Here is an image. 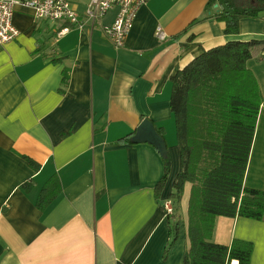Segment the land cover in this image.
Here are the masks:
<instances>
[{
  "label": "crops",
  "instance_id": "obj_1",
  "mask_svg": "<svg viewBox=\"0 0 264 264\" xmlns=\"http://www.w3.org/2000/svg\"><path fill=\"white\" fill-rule=\"evenodd\" d=\"M208 2L150 0L119 49L103 32L117 9L91 25L85 9L73 3L81 28L16 7L20 34L0 46V264H184L187 188L185 222L181 203L175 211L179 238L164 258L172 230L163 201L181 168L171 77L203 50L233 40L264 41V11L243 18L239 33L227 34ZM248 65L264 95V48ZM144 118L165 129L172 158L159 196V150L125 138ZM53 177L61 193L41 210L39 194ZM28 181L31 190L22 187ZM245 184L264 189V106ZM236 238L253 243L250 264H264V218L218 216L213 241L228 245Z\"/></svg>",
  "mask_w": 264,
  "mask_h": 264
},
{
  "label": "trees",
  "instance_id": "obj_2",
  "mask_svg": "<svg viewBox=\"0 0 264 264\" xmlns=\"http://www.w3.org/2000/svg\"><path fill=\"white\" fill-rule=\"evenodd\" d=\"M208 10L211 16L226 23L227 34H237L243 18L257 17L264 11V0H209ZM263 48L264 41L233 40L203 50L171 77V110L181 165L169 195L176 212L185 186L191 184L187 210L190 246L184 264L251 262L252 242L236 238L231 244H221L213 241V234L218 216L264 218V189L245 184L258 117L264 106L262 89L248 62L256 50ZM68 79L66 72L63 87ZM156 131L168 146L165 129L157 127ZM142 135L138 127L125 138L151 142L145 133ZM161 157L164 175L156 187L158 196L166 186L172 167L169 152ZM28 161L38 168L37 163ZM22 187L31 190L33 184L28 181ZM60 193L58 178L49 179L39 194L37 206L47 209ZM173 218H177L175 212L168 216L172 235L164 258L179 238V222H173Z\"/></svg>",
  "mask_w": 264,
  "mask_h": 264
},
{
  "label": "built area",
  "instance_id": "obj_3",
  "mask_svg": "<svg viewBox=\"0 0 264 264\" xmlns=\"http://www.w3.org/2000/svg\"><path fill=\"white\" fill-rule=\"evenodd\" d=\"M150 0H89L85 9L86 21L91 25L105 17L110 11L117 9L118 13L111 24L103 26L104 34L109 37L117 49L123 47L131 31L134 20L141 6ZM18 5L30 8L37 19L66 21L68 25L83 27L84 21L71 0H0V46L16 39L20 34L14 25L13 17ZM69 27H64V33ZM164 31L157 29L159 38L164 39ZM165 214H174L175 208L171 198L163 201Z\"/></svg>",
  "mask_w": 264,
  "mask_h": 264
},
{
  "label": "water",
  "instance_id": "obj_4",
  "mask_svg": "<svg viewBox=\"0 0 264 264\" xmlns=\"http://www.w3.org/2000/svg\"><path fill=\"white\" fill-rule=\"evenodd\" d=\"M140 132H142V134H143L142 136H144V133L147 135L148 140L151 141L152 143H154L155 147H157V149L159 150V152L161 154H166L167 152H169L166 142L157 133L156 128L150 119L145 118L141 122V124L139 126V133Z\"/></svg>",
  "mask_w": 264,
  "mask_h": 264
},
{
  "label": "rangeland",
  "instance_id": "obj_5",
  "mask_svg": "<svg viewBox=\"0 0 264 264\" xmlns=\"http://www.w3.org/2000/svg\"><path fill=\"white\" fill-rule=\"evenodd\" d=\"M89 0H71V2L72 3H74V4H78L79 6H81L82 8H84V9H86V5H87V2H88ZM73 4V5H74ZM175 138H176V142L178 143V139H177V135H176V131H175ZM172 159V158H171ZM186 188L188 189V193H187V195L189 194V192H190V189H189V183L185 186V190H184V194H185V191H186ZM169 197V196H168ZM184 197V196H183ZM186 200H187V198H186V196L184 197V199H182V201H181V203L183 204L182 206H183V211H181V215H182V219L184 220V222H185V217H186V211H185V205H186ZM179 221L180 220V217H177V218H173V222H176V221ZM173 226H174V224H173ZM183 228V229H182ZM181 229L184 231L185 230V225L183 224V226H181ZM176 236V232H175V230L173 231V238Z\"/></svg>",
  "mask_w": 264,
  "mask_h": 264
},
{
  "label": "bare ground",
  "instance_id": "obj_6",
  "mask_svg": "<svg viewBox=\"0 0 264 264\" xmlns=\"http://www.w3.org/2000/svg\"><path fill=\"white\" fill-rule=\"evenodd\" d=\"M237 263H238V261H237V260H235V261H234V264H237Z\"/></svg>",
  "mask_w": 264,
  "mask_h": 264
}]
</instances>
